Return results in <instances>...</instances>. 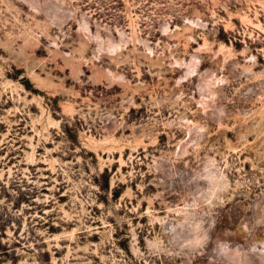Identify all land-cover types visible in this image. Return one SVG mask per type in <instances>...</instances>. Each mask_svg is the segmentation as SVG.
I'll return each instance as SVG.
<instances>
[{
  "label": "rangeland",
  "instance_id": "1",
  "mask_svg": "<svg viewBox=\"0 0 264 264\" xmlns=\"http://www.w3.org/2000/svg\"><path fill=\"white\" fill-rule=\"evenodd\" d=\"M0 264H264V0H0Z\"/></svg>",
  "mask_w": 264,
  "mask_h": 264
}]
</instances>
